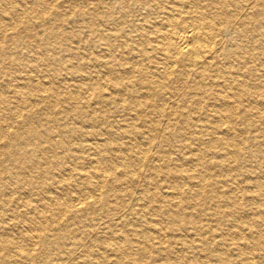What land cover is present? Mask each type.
Returning a JSON list of instances; mask_svg holds the SVG:
<instances>
[{
	"label": "bare ground",
	"instance_id": "bare-ground-1",
	"mask_svg": "<svg viewBox=\"0 0 264 264\" xmlns=\"http://www.w3.org/2000/svg\"><path fill=\"white\" fill-rule=\"evenodd\" d=\"M0 264H264V0H0Z\"/></svg>",
	"mask_w": 264,
	"mask_h": 264
}]
</instances>
